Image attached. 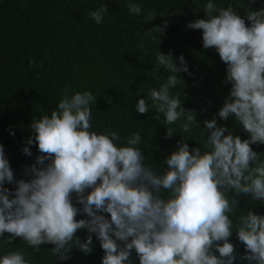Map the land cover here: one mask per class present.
Wrapping results in <instances>:
<instances>
[{
  "label": "clouds",
  "instance_id": "9594fccd",
  "mask_svg": "<svg viewBox=\"0 0 264 264\" xmlns=\"http://www.w3.org/2000/svg\"><path fill=\"white\" fill-rule=\"evenodd\" d=\"M221 2L203 0L198 10L205 18L186 25L202 30L203 49H215L230 84L203 128L193 110L182 106L184 81L177 73L191 75L183 55L177 64L171 52L157 47L143 52L152 53L158 87L143 93L135 110H155L167 126L166 138L181 137L161 166L152 158L146 162L141 131L123 137L93 129L91 90L66 88L55 109L33 118V135L22 151L30 156L35 142L40 154L26 167L27 179L14 180L0 144V264H66L73 249L90 254L94 238L104 253L100 264H264V214L238 206L241 194L264 205V152L252 147L264 145V7ZM143 7L141 0H127L130 16H141ZM85 14L99 25L108 9L103 3ZM156 15L165 14L149 11L143 20ZM166 27L164 21L144 35L157 45ZM139 47H146L143 40ZM216 116L232 118L247 138L218 124ZM194 129L200 139L193 138ZM188 138L199 147L190 149ZM78 230H86L83 239ZM233 232L243 253L230 240ZM17 238L24 247L11 246ZM43 245L52 247L42 250Z\"/></svg>",
  "mask_w": 264,
  "mask_h": 264
},
{
  "label": "trees",
  "instance_id": "16d2710c",
  "mask_svg": "<svg viewBox=\"0 0 264 264\" xmlns=\"http://www.w3.org/2000/svg\"><path fill=\"white\" fill-rule=\"evenodd\" d=\"M141 2L142 15L133 17L127 12V0H0V144L4 146L14 180L27 179L26 167L40 154L35 142L29 146L30 156L22 151L33 135L29 127L33 118L55 109L66 88L91 90L96 95L92 105L94 130L112 129L123 137L141 131L146 162L152 158L155 166H161L164 158L176 149L180 134L166 138L167 126L155 118V110L144 114L135 110L143 93L158 87L151 73V52L155 53L156 47L165 54L171 52L177 64L180 55L187 62L191 75L177 73L184 81L182 106L193 110L200 127L216 115L230 89V84L225 82L226 66L214 48L203 49L202 30L186 27L191 21L205 18L204 12L198 10L203 0ZM226 2L222 0L221 6ZM103 3L108 15L97 25L85 13ZM232 6L259 9L264 7V0H234ZM149 11L165 15L144 21ZM164 21L167 27L162 34H157L159 43L155 45L144 32L161 26ZM137 31L139 36L134 35ZM141 40L146 47H139ZM160 75L167 73L161 70ZM138 90L142 91L139 95ZM216 119L218 124L232 129L234 135L247 138V133L232 118L221 121L216 116ZM193 138L200 139L199 129H194ZM186 142L190 149L199 147L191 138ZM252 147L264 152V145ZM5 187L11 190L14 185L5 184ZM238 206L245 211L252 206L253 211L264 214V205L242 194ZM77 235L83 239L86 230H78ZM230 240L236 251L243 253L244 247L235 232ZM11 246L24 247L19 238ZM50 247L43 245L42 250ZM103 254L94 238L90 254L73 249L72 258L66 264H100ZM36 259L40 260V254Z\"/></svg>",
  "mask_w": 264,
  "mask_h": 264
},
{
  "label": "water",
  "instance_id": "95a60500",
  "mask_svg": "<svg viewBox=\"0 0 264 264\" xmlns=\"http://www.w3.org/2000/svg\"><path fill=\"white\" fill-rule=\"evenodd\" d=\"M234 0H231V5H233Z\"/></svg>",
  "mask_w": 264,
  "mask_h": 264
}]
</instances>
